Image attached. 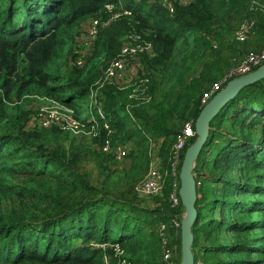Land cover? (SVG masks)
I'll return each instance as SVG.
<instances>
[{
	"label": "trees",
	"instance_id": "1",
	"mask_svg": "<svg viewBox=\"0 0 264 264\" xmlns=\"http://www.w3.org/2000/svg\"><path fill=\"white\" fill-rule=\"evenodd\" d=\"M105 1L0 0V264H179L178 171L195 133L177 137L264 51V0ZM127 43L141 47L129 75L105 79ZM107 142L130 145L126 168ZM152 161L163 187L141 195ZM193 173L195 261L264 264V77L210 120Z\"/></svg>",
	"mask_w": 264,
	"mask_h": 264
},
{
	"label": "water",
	"instance_id": "2",
	"mask_svg": "<svg viewBox=\"0 0 264 264\" xmlns=\"http://www.w3.org/2000/svg\"><path fill=\"white\" fill-rule=\"evenodd\" d=\"M263 77L264 62L246 73L231 77L203 104L195 117L193 123L195 138L192 143L185 148L178 171V196L183 206V212L179 219V264H195V257L192 251L194 239L192 225L197 217V209L195 206L197 193L193 169L198 154L208 137L209 122L222 106L233 98L243 86Z\"/></svg>",
	"mask_w": 264,
	"mask_h": 264
},
{
	"label": "built area",
	"instance_id": "3",
	"mask_svg": "<svg viewBox=\"0 0 264 264\" xmlns=\"http://www.w3.org/2000/svg\"><path fill=\"white\" fill-rule=\"evenodd\" d=\"M160 3H162L168 11H173V4L172 0H159ZM120 2H114L111 0H107L104 2V6L107 9H113L115 7L120 8L121 5L119 4ZM125 12H128L129 10L124 9ZM96 25H97V20H92V24L88 28V32L90 33L91 38H93L96 34ZM249 26L248 23L242 22L240 23V31L246 29ZM239 38H242V34L239 33ZM141 47L137 44H125L122 49H121V55L114 60L110 62V64L105 68L104 71V78L108 80H118V79H123L124 77L129 75V70L128 72L125 71V68L128 69V64L126 63V56H133L138 50H140ZM264 58V51L260 54H250L245 61L241 62L237 67L231 70L232 74L235 75H240L243 74L249 70H251V65L257 64L260 62L261 59ZM216 86V85H215ZM54 110V119H57L58 117H61L62 119L68 118L70 119V115L67 111L64 112H59L58 109H51ZM62 114L64 116H62ZM45 123L47 121H44ZM68 125L71 127H75L76 124L73 121H68ZM193 129L191 127V122H187L182 130V134L178 135L177 141L175 144V148L179 149L183 143H184V137L191 136L193 135ZM130 149V145L127 142L124 143H117V145H111L108 142L104 144L103 150L105 151H111L116 159H122L123 157L126 156L128 150ZM163 177L162 174L159 173L157 168L154 166V161L151 162L148 170L146 171L144 177L142 180L135 186V189L137 192L141 195L145 196H152L160 193V190L163 187ZM172 200L174 203L177 202V198L174 196V192L171 194ZM173 222L176 226H179V220L173 219ZM160 228H164V224L162 223L160 225ZM172 251L170 250H165L163 253L164 258H168ZM170 264H176L174 261L170 262ZM195 264H204V262L198 260L195 261Z\"/></svg>",
	"mask_w": 264,
	"mask_h": 264
},
{
	"label": "rangeland",
	"instance_id": "4",
	"mask_svg": "<svg viewBox=\"0 0 264 264\" xmlns=\"http://www.w3.org/2000/svg\"><path fill=\"white\" fill-rule=\"evenodd\" d=\"M91 37V35H90V33L87 31H81V34L78 36V39L80 40H83V39H85V41H87L89 38ZM85 50H87V45H85V48H84ZM228 61V59H222V61H221V65L222 66H224L225 65V63ZM128 70L130 71V69H129V66H128V69L127 68H125V71L126 72H128ZM252 70V69H251ZM250 71V70H249ZM248 72V71H247ZM213 73H217V75H220V73H218L217 71H215V72H213ZM246 73V72H245ZM53 113H54V110H47V113H45V118L44 119H46V118H48V119H50V118H52V117H54V115H53ZM46 114H48V115H46ZM45 121H47V120H45ZM117 161L119 162V163H117V168L119 169V170H122V169H124V168H126L129 164V161H128V158H122V159H117ZM195 174V173H194ZM216 213H217V208H216V211H215Z\"/></svg>",
	"mask_w": 264,
	"mask_h": 264
}]
</instances>
